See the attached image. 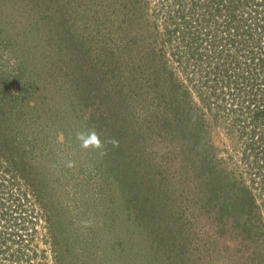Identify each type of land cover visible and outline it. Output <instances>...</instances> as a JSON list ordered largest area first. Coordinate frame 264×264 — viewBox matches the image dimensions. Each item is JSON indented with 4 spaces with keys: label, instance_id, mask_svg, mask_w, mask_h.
Wrapping results in <instances>:
<instances>
[{
    "label": "rangeland",
    "instance_id": "1",
    "mask_svg": "<svg viewBox=\"0 0 264 264\" xmlns=\"http://www.w3.org/2000/svg\"><path fill=\"white\" fill-rule=\"evenodd\" d=\"M0 264H264V0H0Z\"/></svg>",
    "mask_w": 264,
    "mask_h": 264
},
{
    "label": "clouds",
    "instance_id": "2",
    "mask_svg": "<svg viewBox=\"0 0 264 264\" xmlns=\"http://www.w3.org/2000/svg\"><path fill=\"white\" fill-rule=\"evenodd\" d=\"M75 139L79 142V147L85 151H95L100 157L107 155L106 144L110 143L113 147H118L119 142L115 139H109L107 141L101 138L99 132L95 129L88 131H77ZM68 167H73L74 162L70 161L67 164Z\"/></svg>",
    "mask_w": 264,
    "mask_h": 264
},
{
    "label": "trees",
    "instance_id": "3",
    "mask_svg": "<svg viewBox=\"0 0 264 264\" xmlns=\"http://www.w3.org/2000/svg\"><path fill=\"white\" fill-rule=\"evenodd\" d=\"M237 30H240V29H242V28H239V27H237L236 28ZM208 185V187L207 188H204V189H206L205 190V192H208L209 190H210V186H209V183L207 184ZM202 185H200L199 187H201ZM217 195H218V193L216 192V191H213L212 193H210V194H208V197H207V199L205 200V201H203V203H201V208L202 209H205L204 211H205V214H206V218H207V220H209V219H211L212 218V211L214 210V208H215V206H216V204L214 203V202H219V201H217ZM223 195H225V193L223 192ZM159 197V196H158ZM214 203V204H213ZM218 205V204H217ZM226 206H227V204H226ZM141 208H142V206H141ZM152 211H150V212H148L146 215H148V217H149V219H152V221H154V222H158V219H157V216L155 215V212H156V206L154 205V207H152ZM212 210V211H211ZM163 211V210H162ZM163 214H164V212H163ZM151 221V222H152ZM161 222V221H160ZM165 232H166V236H168V239H170L171 238V236H172V232H170V233H168L167 232V230H165Z\"/></svg>",
    "mask_w": 264,
    "mask_h": 264
}]
</instances>
